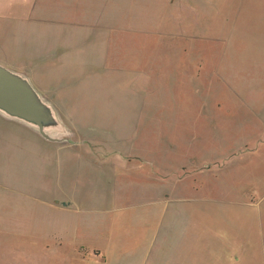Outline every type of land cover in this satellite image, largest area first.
I'll use <instances>...</instances> for the list:
<instances>
[{
    "label": "rangeland",
    "instance_id": "1",
    "mask_svg": "<svg viewBox=\"0 0 264 264\" xmlns=\"http://www.w3.org/2000/svg\"><path fill=\"white\" fill-rule=\"evenodd\" d=\"M80 8L108 68L61 116L77 144L0 117V264H264V0Z\"/></svg>",
    "mask_w": 264,
    "mask_h": 264
},
{
    "label": "crops",
    "instance_id": "2",
    "mask_svg": "<svg viewBox=\"0 0 264 264\" xmlns=\"http://www.w3.org/2000/svg\"><path fill=\"white\" fill-rule=\"evenodd\" d=\"M77 1L78 12H74L76 0H0V48L4 55L0 57V64L8 68L18 67L15 71L28 76L37 85L36 89L52 101L61 116L73 114L68 109L88 106L86 98L89 97L87 91L92 88L91 80L100 81L108 68L106 63L88 59L89 49L85 50V36L86 29L90 32V13L86 14L80 7L83 9L85 1L89 0ZM193 74L194 72L190 75ZM1 119L7 121L2 117ZM14 124L30 134L31 143L44 141L26 127ZM120 160L118 159L119 166L114 163V168L111 169H124ZM64 202L63 199L60 201ZM67 202L70 204L68 209L73 206L76 210L74 205L78 204L75 201ZM151 204L155 208L153 211L158 209V215L163 213V228L166 225L165 213L171 211L172 205L155 201ZM167 223L171 225L170 221ZM186 240L184 239V243ZM182 244L179 242L181 253ZM166 246L170 247L169 235L162 239L152 236L143 244L140 259L144 260L145 254L153 262L161 257L165 259ZM184 250L188 253L189 249ZM193 251L194 249L189 250L190 253ZM187 256L188 254L185 258Z\"/></svg>",
    "mask_w": 264,
    "mask_h": 264
},
{
    "label": "water",
    "instance_id": "3",
    "mask_svg": "<svg viewBox=\"0 0 264 264\" xmlns=\"http://www.w3.org/2000/svg\"><path fill=\"white\" fill-rule=\"evenodd\" d=\"M0 117L17 123L50 143L77 144L55 105L28 76L0 64Z\"/></svg>",
    "mask_w": 264,
    "mask_h": 264
}]
</instances>
